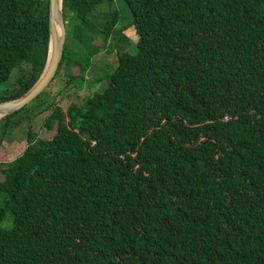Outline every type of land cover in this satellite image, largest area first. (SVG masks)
Instances as JSON below:
<instances>
[{
  "label": "trees",
  "instance_id": "1",
  "mask_svg": "<svg viewBox=\"0 0 264 264\" xmlns=\"http://www.w3.org/2000/svg\"><path fill=\"white\" fill-rule=\"evenodd\" d=\"M61 13L54 78L79 89L93 57L115 59L81 104L39 95L0 119L2 138L47 111L51 132L28 128L0 163V264H264V0H61ZM47 47V0H0V102L35 83Z\"/></svg>",
  "mask_w": 264,
  "mask_h": 264
},
{
  "label": "rangeland",
  "instance_id": "2",
  "mask_svg": "<svg viewBox=\"0 0 264 264\" xmlns=\"http://www.w3.org/2000/svg\"><path fill=\"white\" fill-rule=\"evenodd\" d=\"M113 7L118 12L120 17L115 27V30L119 31L122 30V28L126 25V19L124 16L125 14L124 10L118 5L117 2H115ZM98 10L100 12H106L107 7L106 5H101L98 7ZM121 32L124 37L123 45L125 46L122 48V50L129 54H133L135 52L136 36L132 28H126ZM114 59V51L111 47L106 48L97 56L93 57L91 62L94 69H89L88 73L84 77L86 83L82 84L79 89H76L71 85H65L66 79L62 75H59L57 78H54L40 94L38 98L40 104L33 102L30 105V109L35 108L38 104L40 106L39 108L54 104L57 105L61 110H64L65 107L70 103L81 104L83 98L90 96L94 92H100L105 87L104 81L99 80L95 82L94 79L100 73L101 69L105 68L107 71H110ZM13 77H15L14 73L12 74L11 79ZM8 87L9 84L4 88ZM46 114L47 111L36 115L29 122H23L21 126L0 138V163L10 161L21 154L25 147L24 138L28 128L29 131L33 133L38 139L46 140L50 138L51 132L46 131L42 127L43 119L45 118Z\"/></svg>",
  "mask_w": 264,
  "mask_h": 264
},
{
  "label": "water",
  "instance_id": "3",
  "mask_svg": "<svg viewBox=\"0 0 264 264\" xmlns=\"http://www.w3.org/2000/svg\"><path fill=\"white\" fill-rule=\"evenodd\" d=\"M64 25L61 0H47L48 47L44 67L35 83L20 97L0 102V119L17 112L37 98L55 76L63 50Z\"/></svg>",
  "mask_w": 264,
  "mask_h": 264
}]
</instances>
